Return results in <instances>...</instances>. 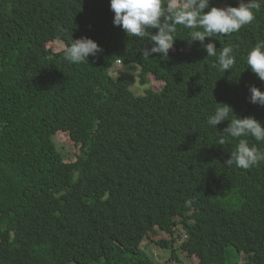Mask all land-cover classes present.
<instances>
[{
	"label": "trees",
	"instance_id": "trees-1",
	"mask_svg": "<svg viewBox=\"0 0 264 264\" xmlns=\"http://www.w3.org/2000/svg\"><path fill=\"white\" fill-rule=\"evenodd\" d=\"M254 14L239 32L206 38L217 56L234 47L236 63L223 73L181 25L168 58L145 55L151 45L113 24L109 0H0V174L23 181L11 219L1 216L0 264H160L144 243L159 230L170 238L154 245L172 251L161 264H185L187 242L174 248L177 225L216 251L203 264H234L223 260L229 252L264 264L263 170L227 166L200 176L196 165L229 123L208 125L219 103L231 106L230 119L251 115L264 126V106L248 99L249 87L264 91V81L246 64L264 40V4ZM45 37L65 46L42 49ZM81 37L101 51L89 64L69 63L64 49ZM116 61L137 64L138 82L154 74L162 88L135 95L132 76L109 73ZM61 126L87 135L74 161L49 140Z\"/></svg>",
	"mask_w": 264,
	"mask_h": 264
},
{
	"label": "clouds",
	"instance_id": "clouds-1",
	"mask_svg": "<svg viewBox=\"0 0 264 264\" xmlns=\"http://www.w3.org/2000/svg\"><path fill=\"white\" fill-rule=\"evenodd\" d=\"M178 3V0H171L167 4L164 0H109L110 9L114 13L113 24L120 26L127 36L139 37L142 40H147L148 44L151 45L144 49L145 55L151 56L158 53L160 56L168 58L169 50L173 48L174 41L177 38L175 35L177 26L181 25L192 30L190 39H186L188 43L199 41L208 57L217 58L215 66L224 73L226 70H231L236 63L234 47L232 45L222 47L217 56L215 44L210 39L205 42L206 38H216L219 35H230L239 32L242 27L254 21V10L259 11L262 4H264V0H238L237 6L226 4L223 7L212 5L210 0H183L182 3ZM152 29H155V31H152ZM55 42H60L62 47L55 49ZM64 46L65 42L58 38L45 37L41 40L42 49L48 51H58L63 49ZM100 51L101 48L97 42L88 37H81L71 39L69 45L64 49V58L73 64H89L87 58L89 56L94 58ZM116 63L128 64L116 61L112 66ZM246 64L251 72L255 73L261 81H264V40H259L248 51ZM111 68L109 73H111ZM150 75L158 79L154 74ZM249 92L248 99L250 103L264 106V91L256 86H250ZM219 104L222 106L216 107L214 113L208 117V125L217 128V125L222 121L227 120L229 123L223 128L221 135L217 136L216 140L208 145L211 154L206 152L200 160H197L196 165H198L200 176H203L206 172L220 173L227 166H234L244 171L243 173H254L263 170L259 182L264 186V147L260 144H251L247 139V137H253L256 141H264V126L251 115L243 118L234 115L235 118L230 119V113L234 114L231 106L225 103ZM61 128L56 133L50 134V142L56 146L65 160L62 151L56 145L55 137L59 132L66 134L73 141V146L78 149L74 154L76 158L81 152L80 148L88 144L86 142L87 135L84 134V131L81 132L77 126H61ZM234 167L231 168L235 169ZM19 180L23 183L21 179ZM48 209L41 210L44 213ZM5 213L0 202V220L2 215L5 216ZM190 240L203 249V255L199 257L201 259L200 264H203L204 255L216 253V251H208V249H213L206 247L202 238ZM164 248L170 249L168 253L170 255L172 252L171 247L160 246L161 250H164ZM174 248L179 247L174 246ZM232 254L239 257L235 260V256ZM242 254H245L246 257L240 261ZM179 255H182L180 251ZM222 256L223 260L227 258V261L234 258V264H244L248 259L245 252L222 253Z\"/></svg>",
	"mask_w": 264,
	"mask_h": 264
},
{
	"label": "rangeland",
	"instance_id": "rangeland-1",
	"mask_svg": "<svg viewBox=\"0 0 264 264\" xmlns=\"http://www.w3.org/2000/svg\"><path fill=\"white\" fill-rule=\"evenodd\" d=\"M62 47V44L60 42H55L54 48L59 49ZM139 71V67L135 63L130 64H115L111 68V73L113 77H116V75H123V76H132L135 79V82L130 86L131 90L135 93V95L142 96L145 93V89L150 88L153 91H159L162 86L163 82L156 79L153 75H149L148 79L149 82L144 84L138 82L139 78L137 77V73ZM56 145L60 148L62 151L65 160H74L75 152L78 151V149L73 146V141L70 140L66 134L59 132V134L55 137ZM10 173V172H9ZM4 177L0 174V202L2 203L4 207L5 218L8 217L11 219V212L18 207V193L22 189L23 183L16 177L10 173V179L9 181H3ZM17 206V207H16ZM5 223V221L3 222ZM3 229V228H1ZM13 233V232H10ZM174 234H176V241L174 242V246L179 247L183 242H187L188 251H183L180 249L181 256L180 259L185 264H200V258L203 255V249L198 246L194 241H191L190 239H199V237L193 233L192 231H188L187 228H185L182 225H177L174 229ZM160 238H170V235L164 232L160 231H154L150 233V236H148L144 243H149L147 245L148 251H151V256L156 260L157 263H162L164 259H168L169 256L167 255L170 252L169 248H164V250L160 249L159 245H154V240L160 239ZM188 252V253H187ZM233 256L235 254H232ZM246 255L242 254L240 261L245 258ZM232 258V262H234ZM173 264V263H170ZM178 264V263H176Z\"/></svg>",
	"mask_w": 264,
	"mask_h": 264
}]
</instances>
